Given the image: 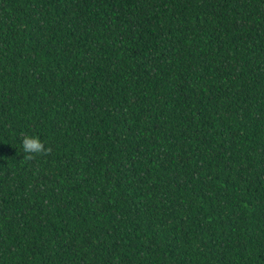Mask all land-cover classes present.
<instances>
[{"label":"trees","instance_id":"1","mask_svg":"<svg viewBox=\"0 0 264 264\" xmlns=\"http://www.w3.org/2000/svg\"><path fill=\"white\" fill-rule=\"evenodd\" d=\"M0 264H264V0H0Z\"/></svg>","mask_w":264,"mask_h":264},{"label":"clouds","instance_id":"2","mask_svg":"<svg viewBox=\"0 0 264 264\" xmlns=\"http://www.w3.org/2000/svg\"><path fill=\"white\" fill-rule=\"evenodd\" d=\"M23 151L25 153V160L34 159L35 154L48 155L51 152V148H45L44 143L38 136L24 135L22 140Z\"/></svg>","mask_w":264,"mask_h":264}]
</instances>
